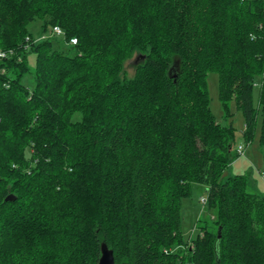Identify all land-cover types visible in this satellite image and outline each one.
Wrapping results in <instances>:
<instances>
[{
	"label": "trees",
	"instance_id": "obj_1",
	"mask_svg": "<svg viewBox=\"0 0 264 264\" xmlns=\"http://www.w3.org/2000/svg\"><path fill=\"white\" fill-rule=\"evenodd\" d=\"M0 53V264H264V195L222 180L237 132L206 81L264 144V0H0ZM195 184L211 220L186 241Z\"/></svg>",
	"mask_w": 264,
	"mask_h": 264
},
{
	"label": "rangeland",
	"instance_id": "obj_2",
	"mask_svg": "<svg viewBox=\"0 0 264 264\" xmlns=\"http://www.w3.org/2000/svg\"><path fill=\"white\" fill-rule=\"evenodd\" d=\"M28 31L31 33L32 37L35 40H42L41 37L50 36L49 33L44 35L41 34V22L36 20L29 24ZM62 36L58 37L61 38ZM34 55L29 57V66L32 69L34 66ZM140 62V60L134 55L125 63V74L127 77H132L135 71V64ZM25 83L27 84L29 78L26 76L24 78ZM207 88L209 94V107L212 114L215 116L216 120L222 125L227 126L232 124L237 132V141L235 146L242 145L244 147V155L239 156L223 173L222 180H226L229 177L236 175H245L248 178L249 185L257 184V191L264 195V183L262 182L260 176L257 173V170L264 172V144L260 143V128H261V119H259L254 138L250 143L244 141L241 136V133L244 130L243 117L240 112H236L233 117L226 118L222 104L218 97V75L214 72H210L206 78ZM30 84V83H29ZM28 84V85H29ZM260 91V80L256 79L255 86L253 89V102L254 105H258V96ZM250 191L255 192L249 188ZM207 188L203 185H193L191 196L183 200L181 205V230L182 235L186 241H190L192 238H196L199 233V229L195 228L196 222L198 220L203 221L211 220L210 212L207 211L206 206L200 203V199L207 197ZM200 225V224H199Z\"/></svg>",
	"mask_w": 264,
	"mask_h": 264
},
{
	"label": "built area",
	"instance_id": "obj_3",
	"mask_svg": "<svg viewBox=\"0 0 264 264\" xmlns=\"http://www.w3.org/2000/svg\"><path fill=\"white\" fill-rule=\"evenodd\" d=\"M62 35H63L62 30L59 27H54L52 29L49 37H51V36H62ZM45 38H47V37H45V36L41 37V39H45ZM75 44H76V40L75 39L70 40V45H75ZM3 57H4V53H0V58H3ZM236 151H237V154L239 156H243L244 155V147L242 145H238L237 148H236ZM257 173L260 176L262 182H264V172L257 170ZM199 201L203 205V207L206 206L207 198H203L202 197Z\"/></svg>",
	"mask_w": 264,
	"mask_h": 264
},
{
	"label": "water",
	"instance_id": "obj_4",
	"mask_svg": "<svg viewBox=\"0 0 264 264\" xmlns=\"http://www.w3.org/2000/svg\"><path fill=\"white\" fill-rule=\"evenodd\" d=\"M12 196H8L5 198V201H11ZM101 256L99 258L98 264H115L113 258V252L107 248L105 244L101 245L100 248Z\"/></svg>",
	"mask_w": 264,
	"mask_h": 264
},
{
	"label": "crops",
	"instance_id": "obj_5",
	"mask_svg": "<svg viewBox=\"0 0 264 264\" xmlns=\"http://www.w3.org/2000/svg\"><path fill=\"white\" fill-rule=\"evenodd\" d=\"M254 185L256 186L257 184H254ZM257 189H258V188L256 187V191H257ZM206 193H207V192H206Z\"/></svg>",
	"mask_w": 264,
	"mask_h": 264
},
{
	"label": "bare ground",
	"instance_id": "obj_6",
	"mask_svg": "<svg viewBox=\"0 0 264 264\" xmlns=\"http://www.w3.org/2000/svg\"><path fill=\"white\" fill-rule=\"evenodd\" d=\"M73 40V39H72Z\"/></svg>",
	"mask_w": 264,
	"mask_h": 264
}]
</instances>
